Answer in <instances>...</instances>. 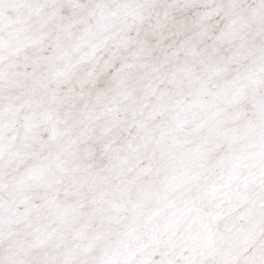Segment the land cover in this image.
Here are the masks:
<instances>
[{
  "label": "snow or ice",
  "instance_id": "6c2138e0",
  "mask_svg": "<svg viewBox=\"0 0 264 264\" xmlns=\"http://www.w3.org/2000/svg\"><path fill=\"white\" fill-rule=\"evenodd\" d=\"M0 264H264V0H0Z\"/></svg>",
  "mask_w": 264,
  "mask_h": 264
}]
</instances>
